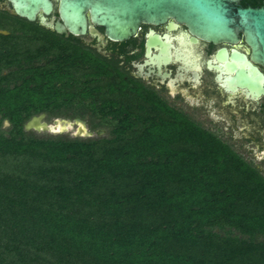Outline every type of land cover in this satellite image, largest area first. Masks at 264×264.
Wrapping results in <instances>:
<instances>
[{
	"label": "trees",
	"instance_id": "16d2710c",
	"mask_svg": "<svg viewBox=\"0 0 264 264\" xmlns=\"http://www.w3.org/2000/svg\"><path fill=\"white\" fill-rule=\"evenodd\" d=\"M34 30L0 35V264H264V176L113 64ZM76 107L109 134L24 129Z\"/></svg>",
	"mask_w": 264,
	"mask_h": 264
},
{
	"label": "flooded vegetation",
	"instance_id": "af4514ba",
	"mask_svg": "<svg viewBox=\"0 0 264 264\" xmlns=\"http://www.w3.org/2000/svg\"><path fill=\"white\" fill-rule=\"evenodd\" d=\"M262 1L233 0L232 8L236 11L248 6L259 7ZM53 2L55 12L47 17L48 20L53 16L58 20L56 2ZM1 6L9 4L0 0ZM0 14L15 16L1 8ZM31 23L34 25L2 21L0 35L8 36L12 29H18L16 34L23 37L33 33L41 36V32L34 30L36 26L56 33L41 25L39 20ZM98 30L103 33L101 28ZM56 34L69 45L92 51L117 67L127 78L156 93L168 106L216 136L246 165L264 176V94H252L238 84V73H245V68L235 55H246L251 60L252 52L242 30H238L234 42H213L192 32L186 24L169 19L160 24L142 23L125 41H100L90 34ZM40 42L34 39L29 45L38 46ZM49 50L40 49L33 58L34 64L44 65L46 57L42 54L46 55ZM254 65L264 73L261 66ZM7 72L5 68L2 74ZM59 120L84 123L81 119L61 118H55L54 122ZM73 129L78 132L77 128Z\"/></svg>",
	"mask_w": 264,
	"mask_h": 264
},
{
	"label": "water",
	"instance_id": "95a60500",
	"mask_svg": "<svg viewBox=\"0 0 264 264\" xmlns=\"http://www.w3.org/2000/svg\"><path fill=\"white\" fill-rule=\"evenodd\" d=\"M4 1L9 6L0 8L12 15L29 22L39 20L41 25L58 34H90L100 41H125L137 32L142 23L160 24L169 19L186 24L192 32L213 42H234L240 29L252 52L251 60L246 55H235L245 68V73H238V84L252 94H264V73L254 65L264 69V0L259 7L248 6L236 11L232 8L233 0H54L58 20L54 16L47 19L55 12L53 0ZM44 118V114L32 117L25 124V131L53 135L66 131L50 130ZM79 123L83 122L71 124L73 127ZM74 135L82 137L88 133Z\"/></svg>",
	"mask_w": 264,
	"mask_h": 264
},
{
	"label": "rangeland",
	"instance_id": "374dc122",
	"mask_svg": "<svg viewBox=\"0 0 264 264\" xmlns=\"http://www.w3.org/2000/svg\"><path fill=\"white\" fill-rule=\"evenodd\" d=\"M2 21L8 22V19H6V17H4L2 14H0V22H2ZM26 27L28 30L32 29V27L25 26V28ZM41 35H42V32H41ZM55 118L67 119V120H71V121H73L74 119L83 120L85 127H86V132L91 137H88V135L82 136V137H77L74 135V134H76L74 129L66 130V131L59 133V134H56V135H69L72 138H101V137H106L109 134L108 125H106L98 115H91L90 111L87 110L86 107H76L74 109L68 110L67 113H65L64 115H59V116H51L50 117L48 115H45V118L43 119V121L47 122L48 124H53ZM93 125H102V126L96 130H92L91 126H93ZM8 126H9V124L8 125L6 123L4 124V128H7ZM76 126L77 125L75 124L72 128H77V130H78V127H76ZM33 132H36V131H33ZM36 133H38V134H51L49 132H36ZM216 231H219V230L216 229ZM219 232H222V230H220ZM223 232H224V234H227V235H240L237 231L232 230V229H228V228L224 229Z\"/></svg>",
	"mask_w": 264,
	"mask_h": 264
},
{
	"label": "bare ground",
	"instance_id": "6f19581e",
	"mask_svg": "<svg viewBox=\"0 0 264 264\" xmlns=\"http://www.w3.org/2000/svg\"><path fill=\"white\" fill-rule=\"evenodd\" d=\"M46 126H48V128H50V130H53V131H63V130H70V129H73L72 128V124L69 122H66V123H64V122H62L61 120H59V121H56V123H54L53 125H46ZM41 127H43V125H41ZM77 127H78V134H84L85 132H86V128H85V126H84V124L83 123H79L78 125H77Z\"/></svg>",
	"mask_w": 264,
	"mask_h": 264
}]
</instances>
